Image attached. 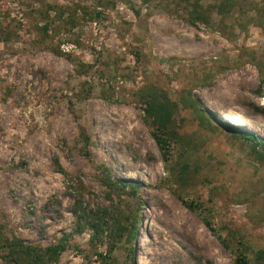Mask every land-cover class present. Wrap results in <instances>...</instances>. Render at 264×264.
Wrapping results in <instances>:
<instances>
[{
	"label": "rangeland",
	"instance_id": "obj_1",
	"mask_svg": "<svg viewBox=\"0 0 264 264\" xmlns=\"http://www.w3.org/2000/svg\"><path fill=\"white\" fill-rule=\"evenodd\" d=\"M194 9L205 23L184 20ZM73 15L70 31L60 17ZM147 87L179 104L169 166L141 110ZM263 88L264 0H0L2 237L69 238L56 264H237L242 253L258 264L264 152L227 125L264 141ZM189 97L224 126L201 125ZM108 179L138 184L121 203L139 211L133 244L113 248L104 225L93 242L73 213L78 200L94 213L118 201Z\"/></svg>",
	"mask_w": 264,
	"mask_h": 264
},
{
	"label": "trees",
	"instance_id": "obj_2",
	"mask_svg": "<svg viewBox=\"0 0 264 264\" xmlns=\"http://www.w3.org/2000/svg\"><path fill=\"white\" fill-rule=\"evenodd\" d=\"M60 20H62L64 24L63 27L69 30L70 28L72 30L79 24L78 18L74 15L67 18L62 16ZM184 20L191 25H195L199 21L205 23L204 20L206 19L198 9H194L190 11V14L187 15ZM43 31L47 36H51L49 33L56 34L49 25H45ZM3 33L6 36L4 41L10 40V35L5 32ZM138 98L141 103V110L143 111L145 122L151 129L152 137L163 155L165 164L169 166V162L174 158L173 154L175 153L176 147L182 146V136L179 133L180 125L176 120L179 104L172 101L164 90L156 87L143 88L140 90ZM184 106L191 107L197 112L198 121L201 125L211 129L217 127L221 128L222 123H220L212 113L203 108L200 109L196 99L189 97L186 102H184ZM253 107L254 111L259 114L264 112L261 107ZM222 125L224 126V124ZM227 127L228 132H230L233 137L246 140L254 147L260 146L264 152V141L242 129H238L237 126L227 125ZM82 134H85V131H82ZM85 141L89 143V137L85 136ZM186 168L187 165L184 167V170ZM106 186L110 188V196L116 195L118 199L116 202H111L113 205L109 209L107 207L100 208L96 213L88 209H78L82 207L83 204L78 200L73 209V213L78 219H85V223L92 230L93 242L100 243L102 241V237L105 234L104 225L110 230V234L112 235L113 248L122 242L133 244L138 234V224L140 223L139 211L137 206H134L131 207L130 214H126L121 210V203L129 199L132 201L137 199L138 184L129 180L122 179L119 181H111L108 179V181H106ZM183 204L193 210L191 204H188L186 201H183ZM109 210L114 214L111 223H109L108 219ZM105 219L107 220L106 222ZM206 224L211 228L210 223L206 222ZM109 225L111 226L109 227ZM212 230L214 231V229ZM69 240V238H65L60 240L56 245L44 248L41 246L28 245L24 240L17 237L5 239L0 233V248L8 252L7 256L4 257L5 264H56L60 260L62 253L67 250ZM112 250L113 249H110V253ZM108 258L113 259V256L110 254L106 259ZM255 259L258 264H264V251L256 252ZM236 263L249 264L247 255L243 253L239 254Z\"/></svg>",
	"mask_w": 264,
	"mask_h": 264
},
{
	"label": "built area",
	"instance_id": "obj_3",
	"mask_svg": "<svg viewBox=\"0 0 264 264\" xmlns=\"http://www.w3.org/2000/svg\"><path fill=\"white\" fill-rule=\"evenodd\" d=\"M67 50H69V49L67 48ZM260 100H261V104L264 105V88H263L262 94L260 96Z\"/></svg>",
	"mask_w": 264,
	"mask_h": 264
},
{
	"label": "bare ground",
	"instance_id": "obj_4",
	"mask_svg": "<svg viewBox=\"0 0 264 264\" xmlns=\"http://www.w3.org/2000/svg\"><path fill=\"white\" fill-rule=\"evenodd\" d=\"M231 122V121H230ZM234 122V121H233ZM235 124H239V123H235Z\"/></svg>",
	"mask_w": 264,
	"mask_h": 264
},
{
	"label": "crops",
	"instance_id": "obj_5",
	"mask_svg": "<svg viewBox=\"0 0 264 264\" xmlns=\"http://www.w3.org/2000/svg\"><path fill=\"white\" fill-rule=\"evenodd\" d=\"M234 125H237V124H234Z\"/></svg>",
	"mask_w": 264,
	"mask_h": 264
}]
</instances>
